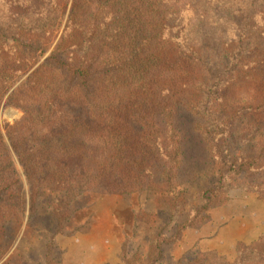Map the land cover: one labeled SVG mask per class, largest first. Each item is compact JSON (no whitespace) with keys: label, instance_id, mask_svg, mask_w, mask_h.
Listing matches in <instances>:
<instances>
[{"label":"trees","instance_id":"1","mask_svg":"<svg viewBox=\"0 0 264 264\" xmlns=\"http://www.w3.org/2000/svg\"><path fill=\"white\" fill-rule=\"evenodd\" d=\"M65 3L14 2L24 9H16L19 19L0 25V100L46 53ZM224 4L73 0L56 48L9 97L23 117L9 125L7 138L0 127V215L9 222L26 215L19 164L30 186L31 214L43 191L62 193L52 206L60 228L72 218L73 202L89 192H160L170 213L162 230L179 226L188 205L179 190L185 166L179 107L203 119L195 129L216 151L214 168L226 172L222 177L245 176L252 163L264 174V163L256 162L264 158V145L252 158L242 149H226L211 130L217 122L231 127L238 111L264 102V47L254 51L249 45L259 31L231 18L223 24L236 25L238 34L223 38L224 28L209 17L211 7ZM221 181L200 189L206 204L194 210L195 218L212 208V199L225 196ZM260 189L264 195V185ZM158 233L146 258L125 257L123 264H163L167 239L159 240Z\"/></svg>","mask_w":264,"mask_h":264},{"label":"rangeland","instance_id":"2","mask_svg":"<svg viewBox=\"0 0 264 264\" xmlns=\"http://www.w3.org/2000/svg\"><path fill=\"white\" fill-rule=\"evenodd\" d=\"M18 1L0 0V25H5L11 18H20L16 9L22 11L24 8L14 5ZM72 5L73 0H66L57 32L46 53L15 81L0 100V127L5 138L9 125L23 117V111L9 103L10 95L56 48ZM221 7L210 8L212 19L209 17V23L221 24L224 28L223 38L238 34L237 26L225 25L224 20L233 18L238 27L250 23L253 30L259 33L249 45L254 51L262 50L264 0H225ZM25 9H30V6ZM253 105L254 108L233 115L231 127L217 122L211 129L220 136L226 149H242L246 156L252 158L259 155L264 145V111L260 110L264 102L263 105L262 102ZM240 113H244L242 118L238 117ZM178 121L185 155L183 184L179 190H184L188 198L179 226L162 230L170 221V213L165 209L160 192H89L73 202L74 214L65 227L60 228L52 215V206L62 197V193L43 191L36 214H31L30 186L17 164L28 201L26 215L15 222H9L0 215V264H123L125 257L143 255L146 258L151 241L160 231L163 233L159 240L167 239L163 245V264H264V195L260 189L264 185V174L254 171L256 163H252V170L245 176L231 174L227 178L222 177L226 172L221 175L219 167L214 168V163L219 161L216 151L195 129L197 124L203 123V119L179 107ZM12 155L16 160L14 152ZM223 155L228 154L224 151ZM256 162L264 163V158ZM219 179L226 185L225 196L212 199V208L195 218L194 210L206 204L199 198L200 189L217 187Z\"/></svg>","mask_w":264,"mask_h":264}]
</instances>
